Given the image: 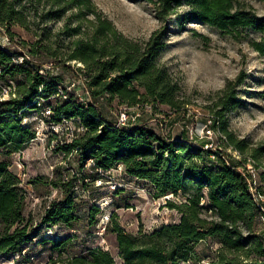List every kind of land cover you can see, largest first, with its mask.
I'll use <instances>...</instances> for the list:
<instances>
[{
	"label": "trees",
	"instance_id": "trees-1",
	"mask_svg": "<svg viewBox=\"0 0 264 264\" xmlns=\"http://www.w3.org/2000/svg\"><path fill=\"white\" fill-rule=\"evenodd\" d=\"M30 1L0 0V34L9 41L7 46L0 45V255L25 259L27 248L36 243L60 252L70 239L45 237V230L59 224L86 232L85 226L95 224L98 207L87 205V220H82L78 211L85 202L76 190H85L98 179L108 181L105 172L121 166L131 179L147 182L153 198L173 196L165 205L179 213L176 222L151 231L139 229L135 234L116 222L107 224L105 233L113 235L121 264H264V201L260 199L264 190L252 186L251 175L239 168L240 160L221 146H208L209 140L194 143L185 132L171 138L145 122L136 123L141 111L135 123L124 125L117 124L118 116H106L105 108L111 102L133 107V111L147 103L179 106L177 83L156 62L166 27L141 43L118 31L90 0H55L58 5H82L94 16L88 20V31L83 32L80 23L70 29L69 35L81 36L71 42L62 59L44 33L30 43L15 39L14 24L29 29ZM145 1L153 5L159 19L182 3L188 5L189 10L178 18L181 26L194 20L232 38L242 37L245 30L264 32V16L238 7L234 0ZM253 45L264 52V43ZM19 54L24 61H15ZM65 72L71 82L77 79L69 89ZM221 93L210 127L217 129L218 122L227 144L242 152L244 141L236 139L224 119L226 111L241 101L228 84ZM126 108L123 110H129ZM44 110H48L46 121L75 123L72 139L65 138L57 150L74 152L77 168L59 179L30 181L57 191L48 194L35 221L26 210V190L10 170V157L35 137L24 118L33 112L43 115ZM262 150L264 147L254 151ZM208 240L218 246L214 256L199 247ZM82 252L68 257L66 264L116 263L111 252L100 247Z\"/></svg>",
	"mask_w": 264,
	"mask_h": 264
},
{
	"label": "rangeland",
	"instance_id": "rangeland-1",
	"mask_svg": "<svg viewBox=\"0 0 264 264\" xmlns=\"http://www.w3.org/2000/svg\"><path fill=\"white\" fill-rule=\"evenodd\" d=\"M54 1H30L27 3L29 29L17 24L12 29L16 32L15 39H23L29 43L39 34H46V42L53 48H58L60 57L65 59L68 46L81 36L69 35L68 32H72L70 29L80 23L83 32L88 31V20L94 16L82 5L72 7L58 5ZM90 1L91 6L132 40L146 42L153 33L165 31L166 27L156 62L177 83L179 90L176 98L179 106L147 103L136 109L141 111V116L135 122H145L155 130L161 129L166 135L171 132L174 137H180L185 132L194 143L209 140L213 146H221L232 157L240 160L239 168L251 175L252 186L264 190V150L258 153L254 151L257 147H264V52L257 51L253 45V42L264 43V32L245 30L242 37L232 38L194 20L185 21L181 26L178 18L189 10L185 3L176 7L165 18L159 19L153 5L145 0ZM234 1L238 7L244 6L255 15L264 16V0ZM43 60L49 62L50 59L44 57ZM70 63L74 66L81 65L77 61ZM45 68H48L47 64ZM64 77L66 84H69L72 80L69 74L65 72ZM227 84L241 103L226 111L224 119L228 130L236 139L244 141L246 147L242 152L227 144L218 122L217 129L210 128L209 133L206 131V125L212 123L217 110L215 103ZM59 90L61 91V87ZM79 91L78 87L77 92ZM125 108L111 102L105 108L106 116L114 119ZM126 109H129L128 112L134 110L133 107ZM47 115L44 110L43 115L33 112L24 118L35 130V137L10 157V170L26 190V210L35 221L42 214L48 194L57 191L51 185V188H47L44 183L35 184L30 181L37 177L43 178V181L59 179L74 173L77 168L74 152L65 154L57 150V146L65 138H68L66 141L72 139L77 130L75 123L69 121L66 124L68 128L55 131L51 128L53 122L46 121ZM208 120L211 123L208 124ZM204 134L210 138L203 137ZM105 175L108 176V181L98 179L89 183L85 190H76V195L85 202L78 211L82 220H87V205L98 207L94 215L95 224L85 226L86 232L55 225L47 228L44 236L53 239L68 237L70 240L65 243L66 246H61L60 252L47 244L36 243L30 249L27 248V258L12 254L0 255V264H66L68 257L82 254V250L93 247L109 250L115 258V264H121L113 235L105 233L107 224L116 222L125 231L135 234L139 229L151 231L163 223L179 219V213L165 205L168 198L175 199L173 196L153 198L148 183L131 179L123 172L122 167L108 170ZM118 188H123L121 194L116 192ZM261 200L264 201V195ZM199 247L204 248L209 256H214L218 246L208 240Z\"/></svg>",
	"mask_w": 264,
	"mask_h": 264
},
{
	"label": "built area",
	"instance_id": "built-area-1",
	"mask_svg": "<svg viewBox=\"0 0 264 264\" xmlns=\"http://www.w3.org/2000/svg\"><path fill=\"white\" fill-rule=\"evenodd\" d=\"M0 45L3 47V46H7L9 45V41H8V38L6 36H3L0 34ZM23 56L21 54L17 55V57L15 58L16 62H21V61H24L23 60ZM75 85V82H71L70 84H68L67 88H71ZM8 90H4L5 93H7ZM60 91V90H59ZM47 113H48V110H47ZM139 116V111L135 110V111H132V112H127L126 110H123L119 113L118 115V121H117V124H130L132 122H134L137 117ZM70 120H63V123H51V128L52 129H55V131H58V129H62L63 127H66L68 128V126L66 125ZM212 121V120H211ZM210 120H208V124L211 123ZM208 128H206V131L209 133L210 132V124L209 125H206ZM209 137L208 135L204 134L203 137ZM208 146H212V142H210V144H208ZM119 167V166H118ZM121 167V166H120ZM119 167V168H120ZM253 185V184H252ZM252 187V186H251ZM253 189V187H252ZM262 197V196H261ZM260 197V199H261Z\"/></svg>",
	"mask_w": 264,
	"mask_h": 264
},
{
	"label": "crops",
	"instance_id": "crops-1",
	"mask_svg": "<svg viewBox=\"0 0 264 264\" xmlns=\"http://www.w3.org/2000/svg\"><path fill=\"white\" fill-rule=\"evenodd\" d=\"M168 135L171 137V138H175L171 132L168 133Z\"/></svg>",
	"mask_w": 264,
	"mask_h": 264
}]
</instances>
